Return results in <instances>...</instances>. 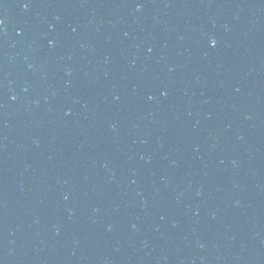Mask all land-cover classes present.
I'll return each mask as SVG.
<instances>
[{
	"label": "water",
	"instance_id": "1",
	"mask_svg": "<svg viewBox=\"0 0 264 264\" xmlns=\"http://www.w3.org/2000/svg\"><path fill=\"white\" fill-rule=\"evenodd\" d=\"M0 264H264V0H0Z\"/></svg>",
	"mask_w": 264,
	"mask_h": 264
},
{
	"label": "clouds",
	"instance_id": "2",
	"mask_svg": "<svg viewBox=\"0 0 264 264\" xmlns=\"http://www.w3.org/2000/svg\"><path fill=\"white\" fill-rule=\"evenodd\" d=\"M213 44H215V40H213V42H212Z\"/></svg>",
	"mask_w": 264,
	"mask_h": 264
},
{
	"label": "snow or ice",
	"instance_id": "3",
	"mask_svg": "<svg viewBox=\"0 0 264 264\" xmlns=\"http://www.w3.org/2000/svg\"><path fill=\"white\" fill-rule=\"evenodd\" d=\"M25 7H27V5H25ZM213 46H215V44H213Z\"/></svg>",
	"mask_w": 264,
	"mask_h": 264
}]
</instances>
